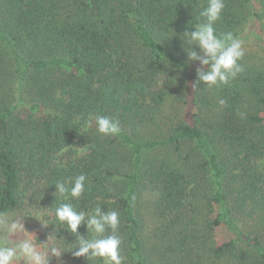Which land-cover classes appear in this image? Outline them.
<instances>
[{"label":"trees","instance_id":"obj_1","mask_svg":"<svg viewBox=\"0 0 264 264\" xmlns=\"http://www.w3.org/2000/svg\"><path fill=\"white\" fill-rule=\"evenodd\" d=\"M206 6L0 0V213L41 198L62 253L50 264H103L72 255L63 202L119 213L123 264H264V55L246 48L229 85L194 87L181 34ZM261 6L225 0L217 35L238 37ZM98 116L120 134H100ZM80 174L81 198L55 194Z\"/></svg>","mask_w":264,"mask_h":264},{"label":"clouds","instance_id":"obj_2","mask_svg":"<svg viewBox=\"0 0 264 264\" xmlns=\"http://www.w3.org/2000/svg\"><path fill=\"white\" fill-rule=\"evenodd\" d=\"M224 8L225 0H207V6L199 13L200 22L181 34L187 45L184 48L187 59L199 61L201 65L197 69L194 87L200 84L208 87L229 85L244 71L239 63L244 56L240 39L231 32L223 35L216 32L215 24ZM225 103L223 99L219 101L221 106ZM95 123L97 131L105 136H118L121 132L119 122L109 117L98 116ZM87 184L88 178L84 174L57 181L55 194L64 201L69 198L78 200L84 195ZM55 216L76 237L72 255L88 260L99 259L103 264H123L122 240L115 234L120 224L118 212L96 206L86 213L78 211L71 202H63L55 208ZM81 225L87 228V238L79 234ZM47 241L40 242L15 214L0 213V264H50L53 256L60 257L62 253L55 245L49 247Z\"/></svg>","mask_w":264,"mask_h":264},{"label":"rangeland","instance_id":"obj_3","mask_svg":"<svg viewBox=\"0 0 264 264\" xmlns=\"http://www.w3.org/2000/svg\"><path fill=\"white\" fill-rule=\"evenodd\" d=\"M260 9L262 11L261 13H263L264 7L261 6ZM237 38L242 42V48H244V50H246V48H256L264 55V17L261 19L258 17L252 18L245 25L241 26ZM195 67L196 69L200 68V63L196 62ZM84 152L85 150L82 151V153ZM259 164H261V160H259ZM37 196L38 195L34 194L32 191H28L22 210L14 214L24 221L25 227L33 235H36L40 242H46L48 237L49 239L47 243L49 247L55 245L59 248V245L47 224L46 206L43 204L41 198H38ZM42 224L44 226H42ZM228 237V232L225 230L217 232V239L220 241H224Z\"/></svg>","mask_w":264,"mask_h":264}]
</instances>
